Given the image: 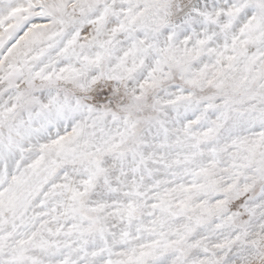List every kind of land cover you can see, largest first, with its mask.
<instances>
[{
	"label": "snow or ice",
	"instance_id": "obj_1",
	"mask_svg": "<svg viewBox=\"0 0 264 264\" xmlns=\"http://www.w3.org/2000/svg\"><path fill=\"white\" fill-rule=\"evenodd\" d=\"M0 264H264V0H0Z\"/></svg>",
	"mask_w": 264,
	"mask_h": 264
}]
</instances>
